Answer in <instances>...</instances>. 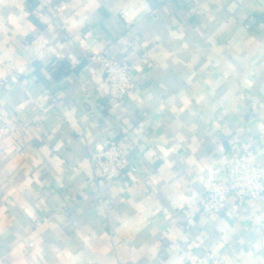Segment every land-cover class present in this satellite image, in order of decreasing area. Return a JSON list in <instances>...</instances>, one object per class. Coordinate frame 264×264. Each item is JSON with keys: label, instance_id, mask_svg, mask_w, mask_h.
<instances>
[{"label": "clouds", "instance_id": "9594fccd", "mask_svg": "<svg viewBox=\"0 0 264 264\" xmlns=\"http://www.w3.org/2000/svg\"><path fill=\"white\" fill-rule=\"evenodd\" d=\"M0 264H264V0H0Z\"/></svg>", "mask_w": 264, "mask_h": 264}, {"label": "crops", "instance_id": "0c3cea01", "mask_svg": "<svg viewBox=\"0 0 264 264\" xmlns=\"http://www.w3.org/2000/svg\"><path fill=\"white\" fill-rule=\"evenodd\" d=\"M189 6H191V5H189ZM168 135L171 136V132H169ZM177 166L179 167V164ZM42 178H48V172L47 171L42 172ZM73 207H75V205H69L70 209ZM197 254H202V252H198ZM164 258H166V256Z\"/></svg>", "mask_w": 264, "mask_h": 264}]
</instances>
